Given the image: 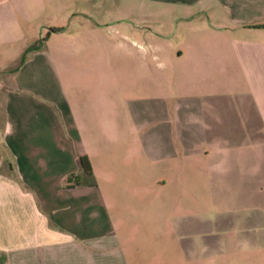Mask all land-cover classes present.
I'll return each mask as SVG.
<instances>
[{
	"label": "crops",
	"instance_id": "obj_1",
	"mask_svg": "<svg viewBox=\"0 0 264 264\" xmlns=\"http://www.w3.org/2000/svg\"><path fill=\"white\" fill-rule=\"evenodd\" d=\"M151 1L264 35V0ZM84 2L0 0V264H159L173 234L264 264V40L224 35L215 55L190 40L170 57L122 40V66L96 83L64 60L91 40H57ZM82 156L95 186L64 188Z\"/></svg>",
	"mask_w": 264,
	"mask_h": 264
},
{
	"label": "rangeland",
	"instance_id": "obj_2",
	"mask_svg": "<svg viewBox=\"0 0 264 264\" xmlns=\"http://www.w3.org/2000/svg\"><path fill=\"white\" fill-rule=\"evenodd\" d=\"M105 5H98L97 0H86L78 4L73 14H63L65 18L64 33L57 40H91L82 45L80 55H64L65 62L71 69L89 71V76L99 82L103 70H118L122 57L113 44L122 40H140L158 43L169 57L177 49L185 50V45L196 40L201 54L215 55L226 53L225 45H215V40H225L224 35L235 40H264V35L253 33L251 29L231 27L228 32L213 29L207 21V13L200 7L185 8L181 5L153 2L151 0H105ZM218 10H212V16ZM68 19V20H66ZM211 19V18H210ZM213 21V20H212ZM213 24V23H211ZM50 30H46L49 32ZM223 32V33H222ZM69 35V36H68ZM71 35V36H70ZM53 44L50 53L55 61ZM84 50H88L85 54ZM84 53V54H82ZM1 64H5L0 60ZM176 85L181 84L182 60L173 64ZM113 75V71L111 73ZM230 80V77H227ZM209 84H227L225 78H207ZM199 80H195V84ZM206 81V80H205ZM207 82V83H208ZM178 95V93H176ZM225 214H230V206L223 205ZM229 240V238H228ZM213 240L205 235L192 234L184 239L177 235L159 236L154 258L159 264H215L223 262H246L255 259L246 252H235L232 256L230 245L221 256L212 245Z\"/></svg>",
	"mask_w": 264,
	"mask_h": 264
},
{
	"label": "trees",
	"instance_id": "obj_3",
	"mask_svg": "<svg viewBox=\"0 0 264 264\" xmlns=\"http://www.w3.org/2000/svg\"><path fill=\"white\" fill-rule=\"evenodd\" d=\"M56 31V30H51ZM34 49V48H33ZM78 173H71L64 179L63 187L70 188L74 186H95V180L92 175L90 163L85 156L77 159Z\"/></svg>",
	"mask_w": 264,
	"mask_h": 264
}]
</instances>
